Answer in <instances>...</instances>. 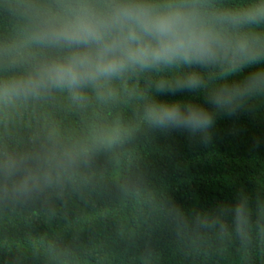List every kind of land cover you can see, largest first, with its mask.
Here are the masks:
<instances>
[{"label": "trees", "instance_id": "obj_1", "mask_svg": "<svg viewBox=\"0 0 264 264\" xmlns=\"http://www.w3.org/2000/svg\"><path fill=\"white\" fill-rule=\"evenodd\" d=\"M0 14V39L11 34ZM245 69L236 78L253 71ZM73 101L64 92L0 105V264H264V244L219 241L195 226L203 214L244 192L264 201V100L218 116L203 143L184 131L160 132L140 119L143 79L115 83ZM161 100L194 99L178 93ZM124 134L94 149L70 177L12 194L22 172L10 164L49 141H91L102 129ZM180 208L181 228L170 215Z\"/></svg>", "mask_w": 264, "mask_h": 264}, {"label": "clouds", "instance_id": "obj_2", "mask_svg": "<svg viewBox=\"0 0 264 264\" xmlns=\"http://www.w3.org/2000/svg\"><path fill=\"white\" fill-rule=\"evenodd\" d=\"M11 34L0 39V105H16L66 92H89L143 79L140 119L160 132L184 131L203 143L218 116L251 111L264 100V0H0ZM255 68L247 74L245 69ZM194 99L161 100L178 93ZM124 134L102 129L91 141L53 140L10 164L22 172L12 194L52 185L85 164L90 153ZM170 215L187 227L183 211ZM195 226L221 242L264 244V201L250 196L196 218Z\"/></svg>", "mask_w": 264, "mask_h": 264}]
</instances>
